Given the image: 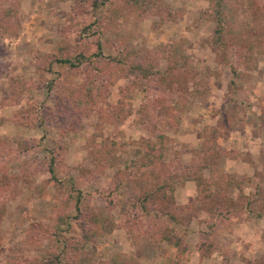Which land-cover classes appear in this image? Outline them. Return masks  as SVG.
<instances>
[{"label":"rangeland","instance_id":"1","mask_svg":"<svg viewBox=\"0 0 264 264\" xmlns=\"http://www.w3.org/2000/svg\"><path fill=\"white\" fill-rule=\"evenodd\" d=\"M158 1L147 12L125 0H0V264H108L114 255L124 264H157L167 226L187 244L180 264L189 243L190 264L203 257L264 264V198L244 207L256 185L264 189V0H231L243 31L228 33L232 45L223 49L213 45L208 0ZM99 41L105 56L120 45L175 43L188 67L169 91L154 76L135 79L93 57ZM78 54L89 60L77 68L54 61ZM158 134L164 161L152 181L192 175L207 162L245 181L229 193L238 209L213 233L203 235L210 204L194 205V181L174 185L176 204L190 205L175 210L181 224L155 214L164 208L156 196L147 211L132 208L146 187L120 183L118 172ZM200 173L210 179V170ZM200 244L212 245L210 256Z\"/></svg>","mask_w":264,"mask_h":264},{"label":"trees","instance_id":"2","mask_svg":"<svg viewBox=\"0 0 264 264\" xmlns=\"http://www.w3.org/2000/svg\"><path fill=\"white\" fill-rule=\"evenodd\" d=\"M126 6L129 8H140L143 11L153 12L156 5H160L157 0H125ZM210 7V14L208 17L213 19L215 22V30L213 34V45L215 48L223 49L230 44V40L226 39L228 33L233 35H239L243 28H236V8L233 6L231 0H208ZM104 4V1L101 4L94 3L96 8H100ZM105 7V6H104ZM103 7V8H104ZM229 26V29H227ZM253 44L249 46L251 51ZM96 52L92 55L93 57L106 58L121 67L127 69V74L129 77L134 76L136 79L139 78H150L155 77L159 85L163 86L169 91H172L173 86L177 83L175 80L176 73L178 70L187 69L188 65V56L183 53V49L177 44H161L157 49L147 50V49H136L135 47L120 45L118 46V53L113 56H105L103 52V44L99 41L96 44ZM227 48V47H226ZM251 53V52H250ZM249 53V54H250ZM246 57V54L244 55ZM89 57H86L83 54H78L73 57L60 56L55 57L57 63L69 66L71 68H77L83 65ZM163 60L166 62L164 68L161 67ZM183 60V61H181ZM89 62H92L90 60ZM234 70V69H233ZM236 76L238 72L234 70ZM239 75V74H238ZM134 79V80H135ZM170 113V112H169ZM158 139L156 142L146 143V150L143 153L142 157L139 160H134L130 164H125L123 170L118 172V180L122 183L125 179H131L133 181L139 182L142 186V189L146 192L144 196L138 197V200L132 204V208L142 209L147 211V205L150 200L159 199L163 201L164 208L158 209L155 214H160L166 218V223L173 222L174 224H181L180 219L176 215L175 210H188L190 205L178 206L175 202L174 197V185L182 181H194L198 186V196L193 202L195 206L203 208L205 204H210V207L206 208L207 212L211 216V220L207 223V227L210 232H203L204 236L213 233L217 226L218 220L226 218L232 211L238 209L235 204L234 198L230 196L229 193L233 189L242 190L245 187V181L242 179H235L234 176L223 174L221 170L215 168L213 162H207L204 164V167L200 168L199 172H193L192 175L181 174L179 176H167L161 182H154L152 178L157 176L158 171L156 165L158 163H163L164 161V146H165V137L162 134L156 136ZM54 159L50 164V172L54 176ZM151 168V169H150ZM148 172H146L145 171ZM205 169L210 170L211 176L209 180L204 179L203 172ZM142 172V176L139 177L138 173ZM139 177V178H138ZM238 180V181H237ZM251 182V179H250ZM226 186V187H225ZM206 191V193H203ZM168 191L171 192V195L168 194ZM208 191V193H207ZM159 192V193H158ZM259 197L264 198V189L260 188L258 185L255 186V192L250 201H248L244 207H250L253 204V201ZM81 194L77 198V211L81 213L83 210V204L81 200ZM203 200L205 204H203ZM208 202V203H207ZM141 207V208H140ZM174 209L172 212L170 209ZM99 221L102 219L99 218ZM94 235V232L89 230L86 231L85 240L90 239ZM161 240L166 241L168 244L173 245L177 249V257L181 258L187 251V244L184 239L177 235L173 228L165 227L161 231ZM85 243V242H84ZM82 243L81 245H84ZM205 246V247H204ZM200 249H203L204 256H210L212 248L211 244L204 245L200 244ZM207 249V251H205ZM41 264H60L57 259L49 258L44 260ZM108 264H124L123 261H120L119 255H114L108 262Z\"/></svg>","mask_w":264,"mask_h":264},{"label":"crops","instance_id":"3","mask_svg":"<svg viewBox=\"0 0 264 264\" xmlns=\"http://www.w3.org/2000/svg\"><path fill=\"white\" fill-rule=\"evenodd\" d=\"M164 247L166 248V253L165 255H159L158 259L156 260L157 264H180V261L178 260L176 254H177V249L173 245L166 244L163 242ZM188 251L190 252V243H189V249ZM189 252L186 255V263L185 264H190V255ZM213 258H199V263L201 264H210L212 262Z\"/></svg>","mask_w":264,"mask_h":264}]
</instances>
